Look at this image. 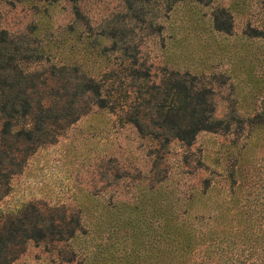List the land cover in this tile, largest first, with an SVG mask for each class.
<instances>
[{
    "label": "rangeland",
    "instance_id": "1",
    "mask_svg": "<svg viewBox=\"0 0 264 264\" xmlns=\"http://www.w3.org/2000/svg\"><path fill=\"white\" fill-rule=\"evenodd\" d=\"M78 5L82 19L76 24L73 3L67 0H0V31L17 36L29 34L35 28L41 37L53 34L50 39H55L58 32L73 25L84 33L89 30L98 34L103 37L101 44L105 52L96 59L84 56L87 59L84 67L90 74L113 70L121 78L127 74L124 67L137 64L156 74L151 79L156 84L161 82V70L165 68L196 75L199 86L211 89L213 115L229 122V130L201 131L190 145L178 140L162 145L141 137L132 124L120 120L126 105L112 112L90 108L59 130L54 141L41 144L23 159L21 169L9 181L0 211L15 213L32 202L69 217L86 203L84 195L92 197L99 207L109 202L122 206L140 203L141 193L153 191L161 196L169 195L173 202L170 211H175L179 220L188 221L196 234V229H206V224L196 223V213H209L207 208L196 211V193L208 185L214 199L225 196L232 183L228 175L236 170L242 158L250 161L245 162V172L241 174L245 180L243 196L247 192L251 198L258 194L264 201V140H258V147L250 155L246 154L245 140L248 117L264 114L261 0H214L206 5L196 0H181L170 10L163 0H135L132 8L127 0H80ZM221 9L231 16L229 32L213 27L216 15L220 22L225 21V15L220 16ZM125 51L128 56L123 54ZM134 59L136 63L131 64ZM28 67L38 68L35 64ZM126 81L129 77H125ZM131 89H127L131 94L128 102L137 87ZM189 197L194 204L183 213ZM149 207H138L136 211L144 213L139 217L150 219ZM165 209L159 207L154 225L162 220L160 213ZM138 224L145 226L143 221ZM124 232L111 239L107 233L102 237L91 233L75 243L30 240L10 264H85L80 258L67 260L73 245L75 249L87 245L93 248L95 244L109 248L114 254L113 264H148L155 257H163L145 235L138 233L131 238L130 233L124 240ZM230 251L225 255L214 253L213 257L225 259V264H239L233 260L237 256L236 248ZM226 255L232 258L226 260ZM184 259L183 264H199L205 257L195 247ZM252 259H247L246 264ZM97 261L107 264L102 257ZM87 264H91L90 260Z\"/></svg>",
    "mask_w": 264,
    "mask_h": 264
},
{
    "label": "trees",
    "instance_id": "2",
    "mask_svg": "<svg viewBox=\"0 0 264 264\" xmlns=\"http://www.w3.org/2000/svg\"><path fill=\"white\" fill-rule=\"evenodd\" d=\"M67 1L73 3L78 24L82 19L80 0ZM134 1L127 0L129 8L133 7ZM163 1L170 10L181 0ZM196 1L206 5L214 0ZM261 2L264 5V0ZM223 15L226 17L223 22L219 21V15L215 16L213 27L229 32L231 16L227 10L221 9L220 16ZM79 30L67 25L55 35V39H50L53 34L41 37L35 28L29 34L17 36L0 31V202L7 194L11 177L21 169L23 159L41 144L54 141L59 130L93 107L112 112L116 107L122 109L126 105V112L120 120L132 124L141 137L157 140L162 145L172 140L190 145L201 131L229 130V122L213 115L211 89L199 86L200 79L196 75L165 68L161 70V82L156 84L151 80L156 74H151L150 68L143 65L137 67V64L124 67L125 77H129L126 83L125 77H118L113 70L88 73L84 67L86 58L93 56L96 59L105 52L101 44L103 37L89 30L87 33ZM123 54L128 56L127 51ZM135 63L134 59L131 64ZM30 64L38 68L30 69ZM109 80L111 83L107 86ZM133 87L137 89L128 102L131 94L127 89L133 91ZM239 120H236L238 124ZM246 121V154L250 155L253 148L258 147V140H264V114L258 113ZM246 160L242 158L236 170L228 175L232 183L225 196L214 199L208 185L196 193V211L209 210L207 215L196 213V223L206 224V229H196V234L188 221L179 220L176 212L170 211L173 207L171 197L153 191L141 193L140 203L122 206L109 202L99 207L92 197L84 195L86 203L69 217L32 202L15 213L0 211V264H10L30 240L75 243L91 233H97V237L107 233L111 239L123 230L124 240L130 233L131 238L141 233L150 240L154 250L163 253V257H155L148 264H183L184 255L195 247L196 252H202L205 257L199 264H225V259L215 258L213 254L225 255L233 248L237 250L234 262L246 264L247 259L253 258L250 264H264V201L258 194L251 198L247 192L243 196V165L250 162ZM185 204L183 213L193 206V198L189 197ZM144 205L150 206V219L139 217L144 213L136 211ZM160 206L166 209L160 213L162 220L154 225ZM138 220L145 226L136 225L141 222ZM87 246L75 249L73 245L67 260L80 258L82 263L87 264L90 260L91 264H98L97 258L102 257L107 264H113L114 254L109 248H99L98 244L93 248ZM226 257V260L232 258Z\"/></svg>",
    "mask_w": 264,
    "mask_h": 264
}]
</instances>
